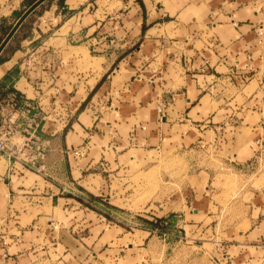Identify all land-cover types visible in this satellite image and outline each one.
<instances>
[{
  "label": "crops",
  "instance_id": "crops-1",
  "mask_svg": "<svg viewBox=\"0 0 264 264\" xmlns=\"http://www.w3.org/2000/svg\"><path fill=\"white\" fill-rule=\"evenodd\" d=\"M27 7L0 0V35ZM0 56L1 99L38 105L44 151L39 172L0 157V264H78L63 235L126 229L78 193L123 208L113 200L161 158L184 170L160 166L170 187L138 215H208L221 163L243 165L264 124L262 96L246 92L264 93V0H44Z\"/></svg>",
  "mask_w": 264,
  "mask_h": 264
},
{
  "label": "rangeland",
  "instance_id": "rangeland-1",
  "mask_svg": "<svg viewBox=\"0 0 264 264\" xmlns=\"http://www.w3.org/2000/svg\"><path fill=\"white\" fill-rule=\"evenodd\" d=\"M241 76L237 77L239 85L247 78ZM251 91L264 100L262 87L247 86L246 92ZM255 100L258 106L260 99ZM261 104L264 107V101ZM214 150L207 151L206 157L217 162ZM250 153L235 168L221 163L218 176L226 179L224 195L210 202L208 215L188 216L183 226L177 222L179 216L138 215L148 214L145 209L151 199L170 187H164L160 166L179 170L183 168L179 159L161 158L155 169L135 173L125 188L124 194L130 193L127 199L112 202L123 208L98 203L79 192L78 197L102 217L104 225L121 224L126 229H102L107 233L96 242L92 238L100 229L92 231V238L75 236L78 242L63 235V242L71 246L69 256L78 264H264V124L252 135Z\"/></svg>",
  "mask_w": 264,
  "mask_h": 264
},
{
  "label": "built area",
  "instance_id": "built-area-1",
  "mask_svg": "<svg viewBox=\"0 0 264 264\" xmlns=\"http://www.w3.org/2000/svg\"><path fill=\"white\" fill-rule=\"evenodd\" d=\"M241 77L245 78V75ZM2 107L4 111L0 112V157H4L10 167L18 162L22 167L39 172L41 165L37 161L44 156L37 134L42 118L41 109L26 98L19 103L10 96L4 100L0 96V109ZM74 152L82 154L80 150Z\"/></svg>",
  "mask_w": 264,
  "mask_h": 264
},
{
  "label": "water",
  "instance_id": "water-1",
  "mask_svg": "<svg viewBox=\"0 0 264 264\" xmlns=\"http://www.w3.org/2000/svg\"><path fill=\"white\" fill-rule=\"evenodd\" d=\"M44 0H35L30 6H28L25 11L18 17V19L15 21V23L12 25L8 33L5 35V37L0 42V53L9 41V39L12 37V35L15 33L17 28L20 26V24L25 20V18L34 10L36 9Z\"/></svg>",
  "mask_w": 264,
  "mask_h": 264
},
{
  "label": "trees",
  "instance_id": "trees-1",
  "mask_svg": "<svg viewBox=\"0 0 264 264\" xmlns=\"http://www.w3.org/2000/svg\"><path fill=\"white\" fill-rule=\"evenodd\" d=\"M25 2H26V6H29L31 3L34 2V0H25ZM8 31H9V29L6 30V31H4V32H3L4 35H5ZM4 35H0V42H1V40L3 39ZM0 60H1V56H0Z\"/></svg>",
  "mask_w": 264,
  "mask_h": 264
}]
</instances>
